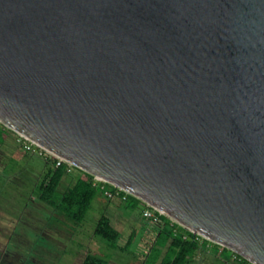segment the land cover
<instances>
[{"label":"water","instance_id":"obj_1","mask_svg":"<svg viewBox=\"0 0 264 264\" xmlns=\"http://www.w3.org/2000/svg\"><path fill=\"white\" fill-rule=\"evenodd\" d=\"M0 122L264 264V0H0Z\"/></svg>","mask_w":264,"mask_h":264},{"label":"rangeland","instance_id":"obj_2","mask_svg":"<svg viewBox=\"0 0 264 264\" xmlns=\"http://www.w3.org/2000/svg\"><path fill=\"white\" fill-rule=\"evenodd\" d=\"M21 140L20 134L0 123V264H80L89 253L105 258L108 264H160L173 256L169 236L158 233L164 221L160 215L145 216L147 203L132 194L125 192L127 199L96 194L80 222L38 199V182L46 158L62 159L45 151L39 154L38 148L27 150ZM62 161L70 170L62 179L61 191L74 182L80 171ZM105 186L116 190L109 183ZM102 214L120 232L115 248L94 234ZM207 244L205 251H196L189 264H223L212 252V241ZM217 247L220 252L224 246ZM220 253L223 258L231 251L228 248Z\"/></svg>","mask_w":264,"mask_h":264},{"label":"trees","instance_id":"obj_3","mask_svg":"<svg viewBox=\"0 0 264 264\" xmlns=\"http://www.w3.org/2000/svg\"><path fill=\"white\" fill-rule=\"evenodd\" d=\"M69 165L57 158L49 160L46 158V168L38 182V199L61 211L65 215L71 217L75 221H82L89 210L96 194L108 197L101 188L102 182L95 180L94 176L82 169L76 174L74 182L66 186L62 191L59 186L63 177L67 174ZM122 193L120 194V196ZM127 199V197H126ZM159 216V215H158ZM160 218L164 221V226L159 230V235L163 233L170 238V249L173 250V256L164 259L160 264H189L198 249L205 251L208 247V239H200V235L185 229L183 226L172 222L169 218L160 214ZM171 225V226H170ZM94 234L108 246L115 248L120 232L112 226L110 218L102 214L96 221ZM133 236L129 237V241ZM168 239V238H167ZM214 247L212 252L215 258L220 259L223 264H252L240 254L231 251L226 257H221L220 252L227 250L223 247L218 252V244L212 242ZM80 264H108L107 260L97 254L89 253L81 261Z\"/></svg>","mask_w":264,"mask_h":264},{"label":"built area","instance_id":"obj_4","mask_svg":"<svg viewBox=\"0 0 264 264\" xmlns=\"http://www.w3.org/2000/svg\"><path fill=\"white\" fill-rule=\"evenodd\" d=\"M1 123V122H0ZM21 138H22V144H23V147L25 148V149H27V150H32V151H35V149L36 148H38V151H39V154H42L43 155V153H44V151L45 152H47V153H51V152H49V151H47L45 148H43V147H41V146H39L38 144H36L35 142H33L32 140H30L29 138H27V137H25V136H23V135H21ZM53 154V153H52ZM60 159H62V158H60ZM62 160H64V159H62ZM61 160V161H62ZM94 178H95V180L96 181H98V182H102L103 184L101 185V188L103 189V191H104V193L108 196V197H114V196H119V197H121V198H123V199H126V197H127V192L126 191H124L123 189H121V188H119V187H116V186H114L115 188H116V190L115 191H113V190H110V189H108L106 186H105V182L106 181H104L103 179H100V178H98V177H95L94 176ZM106 183H108V182H106ZM110 184V183H109ZM112 185V184H111ZM126 192V193H125ZM122 193V195L120 196V194ZM145 213H144V215L145 216H147L148 218L149 217H153V216H155V215H160V214H163L162 212H160V211H158L156 208H154L153 206H151V205H148L147 204V207H146V210L144 211ZM250 262V261H249ZM251 263V262H250Z\"/></svg>","mask_w":264,"mask_h":264},{"label":"bare ground","instance_id":"obj_5","mask_svg":"<svg viewBox=\"0 0 264 264\" xmlns=\"http://www.w3.org/2000/svg\"><path fill=\"white\" fill-rule=\"evenodd\" d=\"M35 143L38 144L39 146L45 148L47 151L53 153L54 155L58 156L59 158H62V159H64V160H66V159H65L63 156H61L60 154H57V153L53 152L52 150H50V149L44 147L43 145H41L40 143H37V142H35ZM67 161H68V160H67ZM68 162H70V161H68ZM97 177L100 178V179H102V177H101L100 175H97ZM154 208H156V207H154ZM156 209H158V208H156ZM158 210H159L160 212H163V210H161V208H159Z\"/></svg>","mask_w":264,"mask_h":264},{"label":"crops","instance_id":"obj_6","mask_svg":"<svg viewBox=\"0 0 264 264\" xmlns=\"http://www.w3.org/2000/svg\"><path fill=\"white\" fill-rule=\"evenodd\" d=\"M68 170H70V169H68ZM66 175H67V174H66ZM66 175H65V176H66Z\"/></svg>","mask_w":264,"mask_h":264}]
</instances>
